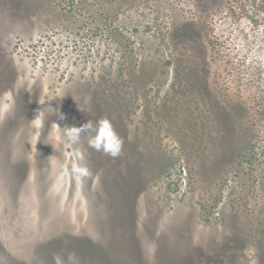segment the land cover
Masks as SVG:
<instances>
[{
	"label": "rangeland",
	"instance_id": "obj_1",
	"mask_svg": "<svg viewBox=\"0 0 264 264\" xmlns=\"http://www.w3.org/2000/svg\"><path fill=\"white\" fill-rule=\"evenodd\" d=\"M57 259L264 264V0H0V264Z\"/></svg>",
	"mask_w": 264,
	"mask_h": 264
},
{
	"label": "clouds",
	"instance_id": "obj_2",
	"mask_svg": "<svg viewBox=\"0 0 264 264\" xmlns=\"http://www.w3.org/2000/svg\"><path fill=\"white\" fill-rule=\"evenodd\" d=\"M38 103L40 105L45 104L43 100L38 101ZM47 108L39 110L34 119L30 121V126L34 129L32 140L36 142L35 147L39 142L41 130L44 126V113ZM63 130L70 144L74 145L80 143L82 136L88 134L87 143L91 148L96 151H102L113 158L121 154L124 141L115 132L111 121L107 117L100 118L95 123L89 121L81 127H65ZM32 147L33 145L31 144V149ZM74 171L79 173L82 169L74 166ZM57 264H60L59 259H57Z\"/></svg>",
	"mask_w": 264,
	"mask_h": 264
},
{
	"label": "trees",
	"instance_id": "obj_3",
	"mask_svg": "<svg viewBox=\"0 0 264 264\" xmlns=\"http://www.w3.org/2000/svg\"><path fill=\"white\" fill-rule=\"evenodd\" d=\"M182 86H183V85H182ZM188 86H189V85H188ZM183 87H187V85L184 84ZM191 89H192V87L186 88V90L183 89L182 92H181V95H184V96H185L186 94H189V93L191 92ZM191 97H192V95H191Z\"/></svg>",
	"mask_w": 264,
	"mask_h": 264
}]
</instances>
